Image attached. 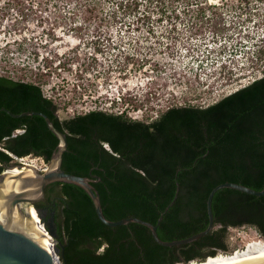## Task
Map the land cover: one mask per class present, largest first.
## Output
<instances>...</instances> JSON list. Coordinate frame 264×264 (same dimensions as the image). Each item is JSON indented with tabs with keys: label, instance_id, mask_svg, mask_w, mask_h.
<instances>
[{
	"label": "trees",
	"instance_id": "16d2710c",
	"mask_svg": "<svg viewBox=\"0 0 264 264\" xmlns=\"http://www.w3.org/2000/svg\"><path fill=\"white\" fill-rule=\"evenodd\" d=\"M208 8L201 5L197 14L205 16ZM258 52L262 57L264 47ZM2 107L14 113L43 111L66 133L62 168L101 177L93 185L109 219L135 216L157 223L178 181L179 195L157 228L163 240L185 238L207 227L206 200L216 185L230 181L258 190L264 186V73L207 106L172 105L147 120L103 108L60 116L39 83L0 74ZM58 143L42 116L14 117L0 111V173L15 156L34 155L48 163ZM46 194L58 198L54 239L62 243L55 241L62 264L202 261L232 253L230 228L244 226L255 227L264 240V195L230 187L214 194V228L196 241L174 246L157 243L143 224H104L79 185L54 182Z\"/></svg>",
	"mask_w": 264,
	"mask_h": 264
},
{
	"label": "rangeland",
	"instance_id": "374dc122",
	"mask_svg": "<svg viewBox=\"0 0 264 264\" xmlns=\"http://www.w3.org/2000/svg\"><path fill=\"white\" fill-rule=\"evenodd\" d=\"M261 47L264 0H0V74L39 83L60 116L207 106L263 75ZM257 238L230 228L228 245Z\"/></svg>",
	"mask_w": 264,
	"mask_h": 264
},
{
	"label": "water",
	"instance_id": "95a60500",
	"mask_svg": "<svg viewBox=\"0 0 264 264\" xmlns=\"http://www.w3.org/2000/svg\"><path fill=\"white\" fill-rule=\"evenodd\" d=\"M1 110L8 112V114L14 117L26 115L42 116L48 128L58 137L59 143L46 168L41 169L27 161H23V157L18 158L15 156V161L6 165L5 170L0 173V264H62L59 250L55 244H53L54 250L52 253L40 242L32 221V208L40 216L41 224L44 225L46 232L51 238L57 237V225L54 216L47 220L40 209L30 205L42 200L46 194V187L54 182L73 183L85 189L93 201L99 219L104 224L109 226L128 225L133 222L143 224L151 230L154 240L165 246H174L196 241L214 228L215 219L212 202L214 194L220 188L230 187L252 195H264V186L262 189L258 190L237 182L226 181L220 183L211 189L206 200L209 218L207 227L185 238L163 240L160 238L157 228L164 213L174 204L179 195L180 183L178 181L176 183L177 188L175 196L165 207L157 223H152L135 216L118 220L109 219L104 214L100 194L93 185V183L99 181L101 177L92 173L89 176L78 175L66 172L62 168L63 154L68 148L66 133L57 128L52 119L43 111L27 110L14 113L5 107L0 108V111ZM15 167H19L22 170L31 168L33 173L31 175H26L23 172L18 174L10 173L9 170ZM55 241L62 245L58 239ZM209 256L212 255H208L206 258ZM227 264H264V255Z\"/></svg>",
	"mask_w": 264,
	"mask_h": 264
},
{
	"label": "bare ground",
	"instance_id": "6f19581e",
	"mask_svg": "<svg viewBox=\"0 0 264 264\" xmlns=\"http://www.w3.org/2000/svg\"><path fill=\"white\" fill-rule=\"evenodd\" d=\"M22 160L37 166L34 160H27V157H23ZM9 171L12 174H18L23 172L26 175H31L33 173L31 168H26L22 170L19 167H15L13 169H10ZM32 213V221L37 231V235L39 237L40 242L53 253L54 247L52 245L50 235L46 232V229L41 224V219L37 212L32 210ZM261 255H264V240L262 238H257V240H255L253 243L247 244L246 247L242 249L238 248L232 253H218L217 255L209 256L208 258L202 261L195 259L190 261L189 263L179 262L176 264H227Z\"/></svg>",
	"mask_w": 264,
	"mask_h": 264
},
{
	"label": "flooded vegetation",
	"instance_id": "af4514ba",
	"mask_svg": "<svg viewBox=\"0 0 264 264\" xmlns=\"http://www.w3.org/2000/svg\"><path fill=\"white\" fill-rule=\"evenodd\" d=\"M56 113L59 115L58 109H57ZM57 201H58V198L56 196H52L51 198H48L47 194H45V197L42 200H40L34 204H30V205L40 209L44 213L45 219H47V220L51 219L54 216L55 222H56V214L58 212ZM32 210H33V208H32ZM33 211H35V210H33ZM54 238L55 237H53V239Z\"/></svg>",
	"mask_w": 264,
	"mask_h": 264
},
{
	"label": "built area",
	"instance_id": "2783aa9c",
	"mask_svg": "<svg viewBox=\"0 0 264 264\" xmlns=\"http://www.w3.org/2000/svg\"><path fill=\"white\" fill-rule=\"evenodd\" d=\"M198 66H200V64L198 63ZM238 88H236L235 90H237ZM234 90V91H235ZM233 92V91H232ZM231 93V92H230ZM49 97H51V96H49ZM121 97V96H120ZM112 103H113V101H112ZM103 109H107V108H103ZM107 110H110V109H107ZM110 111H114V110H110ZM124 110H121V111H115V112H123ZM19 132H22V131H24V129H20V130H18ZM41 168V167H40ZM44 168H46V167H44ZM44 168H41V169H44ZM44 226V225H43ZM54 241V242H53ZM51 242H52V245L53 244H55V240L53 239V238H51ZM54 246V245H53Z\"/></svg>",
	"mask_w": 264,
	"mask_h": 264
}]
</instances>
